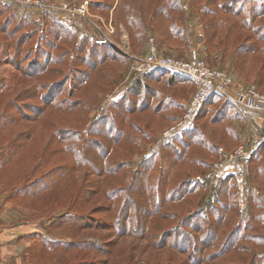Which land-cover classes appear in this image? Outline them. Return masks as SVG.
<instances>
[{"label":"rangeland","instance_id":"obj_1","mask_svg":"<svg viewBox=\"0 0 264 264\" xmlns=\"http://www.w3.org/2000/svg\"><path fill=\"white\" fill-rule=\"evenodd\" d=\"M119 1L128 2L91 0L89 3L92 22L104 29L113 28L111 44H98L90 38V22L69 27L50 12L18 8L0 0V124L7 120V125L0 129V152L6 150L5 141L16 132L30 135L21 138L23 144L17 162L0 173V193L9 194L20 186L31 188L29 183L34 180L47 187L42 191H45L44 197L26 199V195L13 194L14 201L20 205L18 216L41 228L20 241L15 251L27 254L24 261L21 259L23 264H197L187 257L193 252L192 248L186 253L172 249L171 230L177 228L198 240L211 226L217 239L211 247H199L201 251L192 254L197 259L205 258L200 264H264L263 133L260 131L258 137L252 138L261 141L251 153L256 165L260 166L258 178L250 176L249 155L235 163L241 161L243 170L247 163L249 175L245 171L239 177L229 178V165L224 177L216 182L195 180L218 159V146L232 150L239 145H249L251 138L247 131L254 128L249 119L255 112L232 108L221 96L211 98L200 107L186 128L165 137L163 132L183 115L196 82L182 75L187 81L170 83L168 79L172 75H181L167 70L150 71L152 76L147 75V71L138 72L129 56H145L152 43L163 55L186 59L195 53L208 66L228 72L238 83H253L264 92L256 71L249 76L240 72L237 55H233L235 45L241 42H247L257 50L264 47V19L256 15L264 0H227L243 24L233 36L224 38L226 44L222 46L208 45L203 23L211 16L210 8L223 14L219 11L220 5L226 0H216V3L179 0L174 10L168 8V0H142L143 12L148 18H152L156 10L160 11V5L165 9L156 16L159 21L168 14L172 16V22L164 20L163 29H168L167 35L155 31L153 18L145 22L144 35L132 34L118 18L119 12L126 9V3L119 5ZM124 5L125 8H121ZM223 18L228 24L224 14ZM41 21L43 26L39 25ZM251 24L253 29L248 30ZM258 25L263 26L255 32ZM224 28L226 25L220 30ZM236 34L238 40L234 37ZM215 40L213 38L211 42ZM99 46L109 47L117 59H111L107 54L96 56L91 48L97 47L100 52ZM89 59L96 64L94 69ZM137 80L141 83L138 90L132 86ZM129 108H133L130 114ZM258 113L264 127V116ZM212 119L216 123H210ZM118 127L121 128L120 143L112 141L118 134L115 130ZM195 127L204 130V139L211 142V149L206 150L205 146L202 147L204 150L193 149L197 153L203 152L206 161L192 163L191 159L188 165V147H183L179 141L188 138L183 130ZM62 128L75 131L73 141L57 142L55 133ZM238 134L243 135L238 138ZM108 145V155L103 158L100 151ZM172 148L186 152V158L168 168V152ZM108 161L113 167L121 164L120 177L109 173L106 167L100 171V166ZM190 169L193 171L189 172ZM136 171L139 172L135 184L137 192L132 193L136 204L149 211L159 204L160 210H155L146 223L139 222L141 229L136 234L118 235L111 224L127 199L128 185ZM167 172L169 176L165 178ZM224 179L222 186L228 188L227 195L219 192ZM180 182L183 193L191 191L180 201H166ZM36 184L33 185L35 190L42 187ZM107 186L117 188L115 199L108 197L107 189L110 188ZM157 195L165 196V201H157ZM86 196L88 199L82 203ZM251 197L263 201L255 204L252 213ZM125 208L134 212V207L129 204H125ZM167 212L175 215L163 218L162 214ZM218 213L222 214L221 221ZM75 216L97 226L79 228L69 222V218ZM193 223H202L200 231L191 228ZM134 224L131 222L130 226ZM142 226H145L144 230ZM232 232L234 234L230 235ZM228 236L229 244L233 242L237 248L246 243L251 250H232L207 261V255L217 252ZM249 236L254 238L249 239ZM54 237L60 240L49 241ZM71 240L79 245L67 247ZM161 242L166 245H159Z\"/></svg>","mask_w":264,"mask_h":264},{"label":"trees","instance_id":"obj_2","mask_svg":"<svg viewBox=\"0 0 264 264\" xmlns=\"http://www.w3.org/2000/svg\"><path fill=\"white\" fill-rule=\"evenodd\" d=\"M128 2H118L117 4H125L126 5V9L124 12L120 13L119 11V15L118 18L119 20H121L123 22V24L126 26V28L132 33V34H139V35H144L146 33V28H145V22L148 21L149 19H154L155 21V31H157L158 33H160V31H162L163 33H165L167 35V30L163 29V27L165 26L164 24V20H169V21H173L172 16H170L169 14L167 15L166 18H162V21H159L158 18H156L157 14L160 13H164V6H158V10H156V13H152V18H148V15H145V13L143 12V8L141 5V1L142 0H127ZM138 5H135V2H138ZM155 2L158 0H154ZM209 1V0H208ZM231 0H228V2ZM178 2L179 0H168V8L170 10H174L176 9V7L178 6ZM210 2L212 3H216V0H210ZM227 0L225 3L220 5V12H223L225 19L228 21V24H226V21L223 18V14H218L216 12V9L213 10H208L209 14L211 15L207 21H204L203 26H204V30L206 31V36H207V42L208 45L210 44L211 46H218L224 44V38H227L228 36H231L233 34V32L237 31V28L239 27L240 29V25L243 24L239 19H237V14L235 11L233 12L231 9V6L228 4ZM158 3V2H157ZM118 5V7H119ZM125 5L121 8H125ZM262 9L260 10V12L258 14H256L257 16H259L261 19H264V5L262 4ZM120 8V9H121ZM205 18V16H203ZM228 19H227V18ZM234 17V18H233ZM231 18V19H230ZM233 18V19H232ZM151 21V20H150ZM244 21V20H243ZM264 22V20H263ZM224 25H226V28H224V30H220L221 27H223ZM252 25V24H251ZM263 25H258V27H256V30H260L261 27ZM133 30H132V29ZM160 29V30H159ZM173 29V26H171V29ZM249 29H253V25L251 27H248ZM255 31V32H258ZM135 31V32H134ZM238 34V32H237ZM237 34L236 37L237 38ZM234 35V34H233ZM232 35V36H233ZM171 37V36H169ZM215 38V42H211V40ZM238 40V38L236 39ZM226 44V43H225ZM100 47V52L98 50L97 47H92L91 51L93 53H95L96 56H99L101 54H107L109 56V58L116 60V53L113 52V50H111L109 47H105V46H99ZM216 48V47H215ZM244 48V49H242ZM216 50V49H214ZM233 55H237V60H238V65L237 68L238 70H240V72L244 73L246 76H249L250 73H253L256 71V73L258 74V76H260V84L261 86H264V47H262L261 49H256V47H254L251 44H247V42H241L238 45H235L234 49H233ZM103 56V55H102ZM106 57V55H105ZM239 57V58H238ZM93 59V58H92ZM101 59H105V58H101ZM88 62L91 65V68L94 69L95 65L91 59L88 60ZM103 62V61H102ZM94 65V66H92ZM39 70L43 71L44 68L39 67ZM175 74V73H172ZM147 75L152 76L153 72H149L147 73ZM180 76V74H178ZM181 77H183L181 75ZM181 77H177L172 75L168 80L170 83H182L184 81H187ZM187 79V78H186ZM179 81V82H178ZM139 81L137 80L134 84H132L133 87H135V89L138 90V88L140 87ZM132 87H129V89H131ZM259 88V87H258ZM260 91H262L259 88ZM218 98L220 97L217 94H211L204 102L203 104L211 99V98ZM202 104V105H203ZM133 108H129V114L132 113ZM200 111V110H199ZM198 111V112H199ZM4 116V115H3ZM114 120V119H113ZM7 120H3V122L0 124V129L4 128L6 124ZM112 121V120H111ZM212 124L216 123V121L214 119L211 120ZM132 125V124H130ZM129 125V126H130ZM132 127V126H130ZM133 128V127H132ZM63 129V128H62ZM59 129V131L57 130V133H55V135L57 134V142H62V141H73L74 137H76V133L74 130H72L71 128H64L63 130ZM116 131H118L117 136L114 137V139H112L113 142H118L120 143V137L121 134H119L121 132V128L118 127L117 129H115ZM26 132H16V134L12 137V138H8L5 142L6 145V150L0 155V173L5 171L6 168H8V166H12L15 162V160L18 158L19 153H20V148L22 147L23 144V139L24 137H29V134H25ZM69 133V134H68ZM183 134L185 136H188V138L186 139H180L179 142H181L183 147H188V151H187V155L189 156V160H188V165L189 163H191V159H192V163H197L198 161H202L203 163L206 161L204 159V154L203 152H199L197 153V151H193V149H199L202 148L203 146H205L208 150L209 148L211 149V142L206 141L204 139V130H201L198 127H195L193 129L189 128L186 130H183ZM128 140L130 141V137H128ZM117 140V141H116ZM123 143L125 144L126 142L123 141ZM192 146H194V148H192ZM72 146H70L69 148H71ZM169 147V146H168ZM197 147V148H196ZM104 148V147H103ZM192 148V149H191ZM110 146H107V149H102L100 151V153L102 154L101 156L104 158L108 155ZM171 149V148H170ZM203 149V148H202ZM201 149V150H202ZM131 150V149H130ZM129 150V151H130ZM200 150V149H199ZM204 150V149H203ZM128 151V152H129ZM170 152H168V168H172V166L174 165L175 162L178 161H184L186 156V152H179L177 150H175L174 148H172V150H169ZM99 155V153H98ZM253 155V154H252ZM250 158V164H249V168H250V176L253 178H258L259 177V171H260V166L256 165V159H254V155ZM120 163V162H119ZM212 163L209 164L208 168L211 166ZM101 167V172H103V169H105L104 167L107 168V170L109 171V173H113L114 175H119L120 174V169H121V164H116V166H112L111 162H105L103 166ZM114 168V170H113ZM207 168V169H208ZM193 170L190 169L189 172H192ZM138 171L135 172L134 177L132 178V180H130L129 185H128V196L126 197L127 199H125L124 203L121 205L116 217L113 220V223L111 224L114 226L115 231L117 232L118 235H125L127 233H131V234H136L137 230L139 231L140 226H138L139 222H141L142 224L146 223V220L150 219V217L152 216V213L156 211L160 210V206L159 204H157L155 206V209L153 211H149L147 210L146 207H139L136 204V201L134 199V197H132V193L137 192V187H136V180H137V176H138ZM169 176L168 172L165 174V178H167ZM230 176V175H229ZM235 175H231L229 178L234 177ZM120 177V176H118ZM226 181V179L222 180L219 186V192L223 195H227V191L228 188H223L222 184H224V182ZM38 183L39 186H42V184H40L39 182L31 181L29 183L30 187H20L16 193L19 195H26V199L28 197V199H30L29 197H37L39 194L42 193V191L44 190V188L46 189V186H42L40 189L35 190L33 188V185ZM180 184L181 182L178 184V186H176L172 191L171 194H169L168 196V200L166 201H180L183 199L184 195L187 192H190L191 190L188 191H184V193L180 190ZM37 185V184H36ZM194 186V185H193ZM119 187V186H118ZM107 188H110V190L107 189V194L108 197H110L111 199H115L116 197V191L117 188H112V186H107ZM112 188V190H111ZM120 189V188H119ZM91 196V195H90ZM165 196L162 195H157V201L163 202L165 201ZM259 198V197H258ZM87 196L85 198H83L82 203H84L87 200ZM256 198H249L250 203V213H252L253 210H255V204H260V202H263L259 199ZM125 204H129V206H133L134 207V212L131 213V210H127V208H125ZM255 207V208H254ZM226 208V207H225ZM214 212V211H213ZM212 212V213H213ZM161 213V212H160ZM175 215V213H170L167 212L166 214H162L163 218H166L168 215ZM141 217H143V219H140ZM217 217L219 218V221H221L222 219V214L218 213ZM82 218L81 217H76L75 218H69V222L76 224L77 227L79 228H83V227H91V226H97V224H92L93 222H85V221H81ZM149 221V220H148ZM131 222H135V226H130ZM202 224V223H201ZM201 224H197V223H193L192 224V229L194 231H200L201 229ZM209 225V224H208ZM145 226H142V229L144 230ZM212 227L208 226L207 230L203 233L202 237L200 239H195L191 238L189 233L186 232H180L177 230V228H173L171 230V234H173V239L171 241V247L172 249L176 250L179 253H186L188 250H190L191 248L193 249V252H190L187 257L189 260H191L193 258L194 263L200 264L201 262H203L205 260L202 258L197 259L196 257H193L192 254L196 251H201V248H209L212 246L213 242L217 239L216 234L211 232ZM170 234V235H171ZM234 233L232 232L230 235H233ZM230 236L226 237L224 239V241L220 244L217 252H215L214 254H208L206 260L207 261H211L219 256H222L228 252H232L233 251H246L249 252L250 246L248 244H243L241 243L237 248L235 245L229 244L228 239ZM249 239H253L254 236H249ZM67 247H77L79 244L75 243L74 241H70L67 244ZM82 245H86V244H82ZM159 245L161 246H165L166 242H161L159 243ZM160 246V247H161ZM199 247H201L199 249Z\"/></svg>","mask_w":264,"mask_h":264},{"label":"built area","instance_id":"obj_3","mask_svg":"<svg viewBox=\"0 0 264 264\" xmlns=\"http://www.w3.org/2000/svg\"><path fill=\"white\" fill-rule=\"evenodd\" d=\"M18 8H39L52 13L60 23L74 27L80 22L87 21L92 26L90 38L94 43L107 44L112 42L110 33L113 28L104 29L99 24L92 22L88 12L91 0H2ZM40 26L44 22H40ZM152 41V39L150 40ZM117 50H119L116 47ZM124 54L129 55L127 51ZM135 62L134 68L138 72H150L153 70H167L193 79L196 89L192 93L181 118L163 132L165 137H170L176 132L186 128L187 123L199 111L203 102L211 95L217 94L232 102L238 108L246 110H259L264 116V92L260 91L255 84H240L228 72L208 66L195 53L188 58H178L160 54L157 47L152 43L150 50L145 56H132ZM253 146L239 145L232 150H226L222 146L217 147L218 159L214 161L210 169L195 177L199 182H216L227 173L229 165H234L239 158L248 157L253 151Z\"/></svg>","mask_w":264,"mask_h":264},{"label":"crops","instance_id":"obj_4","mask_svg":"<svg viewBox=\"0 0 264 264\" xmlns=\"http://www.w3.org/2000/svg\"><path fill=\"white\" fill-rule=\"evenodd\" d=\"M201 31H203V28H201ZM227 104L232 108H238L230 101H228ZM247 112H255L256 114H258L257 116H255L256 114L254 113L253 116L250 117L249 122L254 126V128L252 129L251 132L247 131L249 132L248 137L251 138V141H249L248 146H253L254 148L256 145L258 146V143L261 141L257 142L256 141L257 138L255 140L254 139L252 140V138L258 137V134H261V132L263 133V137H264V127H262L263 124L260 121L261 115L258 113L261 111L248 110ZM238 135H239L238 138H241L243 134H238ZM263 137H262V141H264ZM1 154L2 152H0V155ZM241 165H242L241 161H239L235 165H230L229 172L231 173V175L233 173H236L235 176L239 177L245 171L246 174L249 175L248 174L249 172L247 171V163H246V168L244 167L245 168L244 170L242 168L243 166ZM19 188L16 189L13 188L14 191H11L9 194L3 192L0 193V264H23L21 259H23L24 261L25 260L24 258H26L27 254L26 253H24L23 255L19 254L18 252L15 251V249L17 245L20 244L19 243L20 241H24L26 236H30L34 232L38 231L40 228L37 226L36 223H33L26 219H21V217L18 216L21 213V210H19L20 205L14 201L13 194L19 195L16 193V191ZM44 196H45V191L44 193L39 194L38 198ZM21 208L24 207L21 205ZM51 240L56 241L60 239L54 237L49 241Z\"/></svg>","mask_w":264,"mask_h":264}]
</instances>
